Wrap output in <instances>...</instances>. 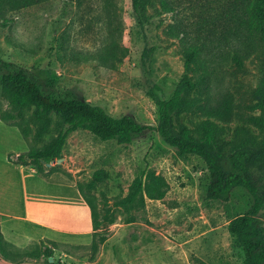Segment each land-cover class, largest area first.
Listing matches in <instances>:
<instances>
[{
	"label": "rangeland",
	"instance_id": "obj_1",
	"mask_svg": "<svg viewBox=\"0 0 264 264\" xmlns=\"http://www.w3.org/2000/svg\"><path fill=\"white\" fill-rule=\"evenodd\" d=\"M109 10L112 27L92 33L80 32L75 2L51 0L5 13L0 16V57L23 67L47 92L71 90L114 117L133 112L142 122H155L156 98H169L184 72L179 42L165 33L171 15L161 12L159 0H146L143 25L130 0H112ZM263 57L261 52L253 55L244 64L245 72L232 66V79L222 75L212 89L217 98L227 90L234 96L232 119L220 124L224 151L237 129L245 128L257 141L262 138L249 123L260 110L247 89L260 85L258 66ZM204 92L191 93L198 103L174 118L176 128L184 125L197 136L204 120ZM0 106L10 110L1 86ZM59 119L51 114L48 130L38 138L33 110L22 113L18 122L30 129L28 141L17 126L0 120V160L15 138L16 150L42 148L58 135ZM10 154L17 157L7 152L8 161ZM99 170L103 180L86 189L99 221L94 228L78 185L86 186ZM146 171L165 178L164 198L147 200L130 213L116 207L114 203L127 195L133 180ZM10 173L14 199L5 212L11 217L0 221L6 240L18 246L9 244V255H0V264H244L228 224L248 210L252 197L236 187L226 202L208 199L209 173L202 159L180 155L160 137L148 148L144 138L124 145L101 141L79 129L68 137L60 157L38 171L44 181L33 176L21 181L19 170ZM29 173L26 166L22 175ZM259 218L264 229V211ZM45 245L53 249L52 257L42 256Z\"/></svg>",
	"mask_w": 264,
	"mask_h": 264
},
{
	"label": "trees",
	"instance_id": "obj_2",
	"mask_svg": "<svg viewBox=\"0 0 264 264\" xmlns=\"http://www.w3.org/2000/svg\"><path fill=\"white\" fill-rule=\"evenodd\" d=\"M48 1L51 0H0V16ZM66 1L76 3L81 33L112 27V11L109 10L112 0ZM145 3L146 0H130L140 25L147 21ZM159 4L161 12L171 15L172 21L165 33L179 42L184 72L169 98H156L157 121L142 122L133 112L114 117L71 90L47 92L23 67L0 57V86L10 108L3 111L0 106V120L17 126L28 141L30 129L18 122L22 113L33 110L38 138L48 130L51 114L60 118V130L53 140L40 149L29 148L16 158L10 154L8 159L42 172L49 162L60 157L68 137L79 129L89 131L101 141L115 140L124 145L144 138L148 148L160 137L180 155L202 159L209 173L208 199L226 202L236 187L249 193L252 204L244 214L230 220L228 230L244 254V264H264V229L259 218L264 211V57L258 66L260 85L247 89L260 110L258 116L249 119L262 134L260 141L240 128L235 132L233 143L224 151L219 140L223 132L220 124L231 121L234 96L229 90L219 98L212 94V89L222 81V75L232 79V66L245 72V62L259 52L264 53V0H159ZM192 72L198 75L190 76ZM197 89L205 90V105L202 107L204 120L194 136L184 125L176 128L174 118L197 105L198 99L191 96ZM102 180L103 171L99 170L86 186L78 185L89 206L94 228L99 226V221L86 189ZM167 191L165 178L146 171L145 176L133 180L127 195L114 205L130 213L143 207L147 200H162ZM7 247L0 231V255L4 258L9 255ZM42 252L46 258L53 256L49 245H45Z\"/></svg>",
	"mask_w": 264,
	"mask_h": 264
},
{
	"label": "crops",
	"instance_id": "obj_3",
	"mask_svg": "<svg viewBox=\"0 0 264 264\" xmlns=\"http://www.w3.org/2000/svg\"><path fill=\"white\" fill-rule=\"evenodd\" d=\"M8 138L10 139V137H8ZM9 139H8V141H9ZM16 139L17 138H15V142H12V143L8 142L9 148H8V150H6L4 152V154H3L4 158L0 160V217H11V215L6 213L5 211L7 209L9 201H10V204H12V199H14L13 194H12L11 190L9 189V187L12 183V178L14 177L10 173L12 170H19L20 171L21 181L23 178H31L32 176L38 177L43 181L45 180V177H42V176L39 177L38 170L34 166H31V165L29 166V170H30L29 174L22 175V173L25 171L26 166L21 165V164L17 165L16 163L10 162L6 159L7 152H8V154L9 153H15L18 156V154L20 152H24L26 150V149L24 151L16 150L15 143L19 142L18 139L17 140ZM47 182H49V181H47ZM30 199H31V197H30ZM12 218H17L18 220H29V221L35 222V220H32L26 216H13ZM37 223H39V222H37ZM2 229H3V222L0 221V231L2 232L3 236H5ZM5 240H6V238H5ZM7 243H8V245L10 244L11 246L16 245V244L11 243L9 241H7ZM16 246H18V245H16Z\"/></svg>",
	"mask_w": 264,
	"mask_h": 264
}]
</instances>
